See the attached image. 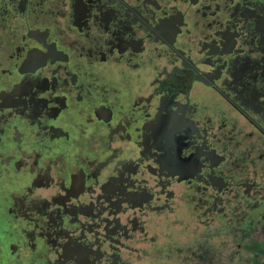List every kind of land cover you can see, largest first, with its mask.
<instances>
[{"label": "flooded vegetation", "instance_id": "obj_1", "mask_svg": "<svg viewBox=\"0 0 264 264\" xmlns=\"http://www.w3.org/2000/svg\"><path fill=\"white\" fill-rule=\"evenodd\" d=\"M0 264H264V0H0Z\"/></svg>", "mask_w": 264, "mask_h": 264}]
</instances>
